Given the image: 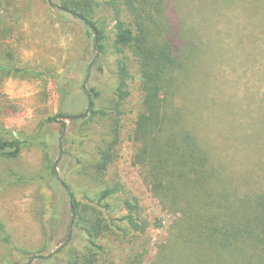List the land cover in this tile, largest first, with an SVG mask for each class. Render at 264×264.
<instances>
[{"label": "rangeland", "instance_id": "obj_1", "mask_svg": "<svg viewBox=\"0 0 264 264\" xmlns=\"http://www.w3.org/2000/svg\"><path fill=\"white\" fill-rule=\"evenodd\" d=\"M171 15L189 28L194 26L206 45L201 64L206 78L205 97L199 102L201 115L211 130L209 140H215L220 149L218 159L226 164L233 188L239 193L264 189V139L257 138V123L264 121V0H235L234 4L177 0ZM0 20V63L32 72L0 71V137L14 134L25 141L17 158L0 155V222L15 248L0 240V264H6L16 250L39 254L44 249L45 225L57 233L56 245L49 252L62 249L59 243L66 239L76 217L65 183L84 202L114 184L136 197L149 222L147 232L127 239L107 233L99 240L104 249L95 264H124L136 249H144V264H151L175 216L163 210L143 180L141 167L135 165L137 148L129 134L142 96L136 63L131 58L132 95L120 106V139L113 161L104 178L94 180L88 170L89 158L107 146L113 121L94 117L86 122L89 114L80 116L89 106L86 91L98 93L96 109H112L115 104L112 50L104 55L101 72L94 73L91 67L88 73L96 50L87 41L83 24L59 11L55 0H0ZM107 21L110 34L114 22ZM62 89L69 91L64 98ZM175 103L182 105L180 95ZM64 116L79 118L67 121L62 137V126L49 119ZM46 138L48 148L43 144ZM52 165L60 180L44 178ZM110 203L114 215L120 216L121 197ZM32 264H38L37 259Z\"/></svg>", "mask_w": 264, "mask_h": 264}, {"label": "trees", "instance_id": "obj_2", "mask_svg": "<svg viewBox=\"0 0 264 264\" xmlns=\"http://www.w3.org/2000/svg\"><path fill=\"white\" fill-rule=\"evenodd\" d=\"M174 2L177 0H55L59 11L83 24L85 37L96 50L88 73L91 67L94 73L101 72L102 59L111 50L115 60L113 108L96 109L98 93L86 91L92 104L86 122L94 117L113 121L107 146L99 147L89 158V173L94 180H102L113 161L120 139V106L132 95V58L142 95L129 134L137 148L135 165L141 167L143 180L163 210L175 216L168 238L158 246L151 264H264V189L239 193L225 173L226 164L218 159L220 149L215 140H209L211 130L199 103L205 97L201 64L206 45L194 26L189 28L185 21L173 18ZM109 18L114 22L112 36L106 30ZM0 71L32 73L1 63ZM68 92L62 89V97ZM178 95L182 105L175 103ZM257 138L264 139V121L257 123ZM43 144L48 148L47 138ZM24 145L14 134L0 137V155L15 159ZM46 154L50 156L49 151ZM49 169L44 178L58 180L57 168L52 165ZM65 185L76 217L66 239L59 243L62 249L49 252L56 245L57 233L45 225L44 249L39 254L16 250L6 264H29L35 258L38 264H95L104 249L99 240L107 233L127 239L147 232L149 222L138 199L126 195L120 184L105 186L96 199L87 202L78 200ZM117 196L121 197L120 216L114 215L110 203ZM48 218L49 223L50 215ZM0 240L15 249L2 222ZM145 253L144 249L133 250L124 264H144Z\"/></svg>", "mask_w": 264, "mask_h": 264}, {"label": "water", "instance_id": "obj_3", "mask_svg": "<svg viewBox=\"0 0 264 264\" xmlns=\"http://www.w3.org/2000/svg\"><path fill=\"white\" fill-rule=\"evenodd\" d=\"M57 9H59V7H57ZM91 106H92V104H89L87 111L82 116H80V118H86L88 116ZM77 118H79V117H77V116H64V117H61V119H59V120H57V118L53 119L55 122L59 123L62 126V137L65 136V133H66L67 121H74V120H77ZM62 137L60 138V141H61ZM62 186L65 187L64 184H62ZM71 208H72V206H71ZM73 217H75V213H74ZM35 259H37V258H35ZM35 259L30 261L29 264H32V262Z\"/></svg>", "mask_w": 264, "mask_h": 264}, {"label": "flooded vegetation", "instance_id": "obj_4", "mask_svg": "<svg viewBox=\"0 0 264 264\" xmlns=\"http://www.w3.org/2000/svg\"><path fill=\"white\" fill-rule=\"evenodd\" d=\"M55 122V121H54Z\"/></svg>", "mask_w": 264, "mask_h": 264}]
</instances>
